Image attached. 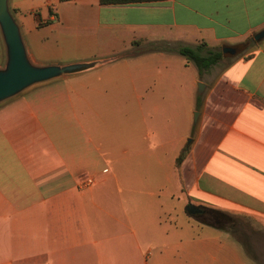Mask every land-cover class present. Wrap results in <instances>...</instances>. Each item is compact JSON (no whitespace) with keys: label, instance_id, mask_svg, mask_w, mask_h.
Masks as SVG:
<instances>
[{"label":"crops","instance_id":"crops-1","mask_svg":"<svg viewBox=\"0 0 264 264\" xmlns=\"http://www.w3.org/2000/svg\"><path fill=\"white\" fill-rule=\"evenodd\" d=\"M9 7L36 65L116 59L0 106V264H264L227 230L182 238L165 220L184 203L264 229V0ZM203 43L246 49L202 77L174 51L120 58Z\"/></svg>","mask_w":264,"mask_h":264},{"label":"water","instance_id":"water-1","mask_svg":"<svg viewBox=\"0 0 264 264\" xmlns=\"http://www.w3.org/2000/svg\"><path fill=\"white\" fill-rule=\"evenodd\" d=\"M0 37L5 50L4 64L0 67V106L36 86L89 72L116 59L68 65L39 66L34 64L25 46L21 29L10 10L9 0H0ZM254 39L257 43L262 42L264 30L256 34ZM245 49L246 45L223 46L222 54L224 58H235ZM204 90L205 85H201L199 94H203ZM186 212L188 216L195 219L203 212V208L189 204Z\"/></svg>","mask_w":264,"mask_h":264},{"label":"rangeland","instance_id":"rangeland-1","mask_svg":"<svg viewBox=\"0 0 264 264\" xmlns=\"http://www.w3.org/2000/svg\"><path fill=\"white\" fill-rule=\"evenodd\" d=\"M3 54L5 56L4 46H3ZM180 60L183 64H185V62H187V64H190L189 66H191L190 67V68H192L191 70L194 71V74H197V67L193 63L188 62L183 57H181ZM203 75H201L199 73V76L202 77ZM89 79H90V77L86 76V77H82V79H79V80L88 81ZM201 85L204 86L205 84L201 80H198L197 85L195 87V92L197 94L199 93ZM199 98H201V97L199 96ZM129 107L132 110L134 106L130 105ZM198 114H199L198 111H196V110L193 111V113L191 114L193 121H196ZM140 121H141V118H140ZM178 122H179V120H178ZM140 129H141V126H140ZM131 134H132V132H131ZM187 141L188 142L190 141L189 138ZM148 172L149 173H147L146 175L151 176L152 170L150 169V170H148ZM165 220L168 222V225L171 227V230L173 232H175V230H176V232H177L176 234L178 235V237H182V238L196 237V238H198V237L222 236L221 238H224L223 237L224 234L222 235L219 231L215 230L214 228L202 226L199 222H196V221L190 219L186 214L184 203H181L179 205L178 216L176 214H174V216H172V217H166ZM250 227H251L250 222H247V228L240 225L238 222L237 230L235 232H232V234L235 235L247 247V248H245L246 250H249L250 252L251 251L253 252V250H254L255 252L258 253L259 257H261V256L263 257V261H264V229L263 230L262 229L256 230V229H252Z\"/></svg>","mask_w":264,"mask_h":264},{"label":"trees","instance_id":"trees-1","mask_svg":"<svg viewBox=\"0 0 264 264\" xmlns=\"http://www.w3.org/2000/svg\"><path fill=\"white\" fill-rule=\"evenodd\" d=\"M75 0H60L61 3L72 2ZM164 0H101L102 5H130V4H143V3H153V2H160ZM46 25L45 23H41L39 26L42 27ZM251 44L257 45L258 43L255 40H250ZM134 45H138L134 43ZM148 51H174L180 54L181 56L185 57L186 60L190 63H193L199 70L201 75L205 74L213 67L217 66L223 59L224 56L222 51L220 50H213L208 48L207 44L203 43L198 47L191 48V47H178V48H171L167 45H151L144 51H133L125 54L122 58L132 57L137 55L138 53L148 52ZM187 150L183 151L178 159V164L184 159L186 156Z\"/></svg>","mask_w":264,"mask_h":264},{"label":"flooded vegetation","instance_id":"flooded-vegetation-1","mask_svg":"<svg viewBox=\"0 0 264 264\" xmlns=\"http://www.w3.org/2000/svg\"><path fill=\"white\" fill-rule=\"evenodd\" d=\"M194 220L227 230L231 233L237 230V223L233 217L223 213L213 212L205 208H203V212L198 214Z\"/></svg>","mask_w":264,"mask_h":264},{"label":"built area","instance_id":"built-area-1","mask_svg":"<svg viewBox=\"0 0 264 264\" xmlns=\"http://www.w3.org/2000/svg\"><path fill=\"white\" fill-rule=\"evenodd\" d=\"M95 183V179L93 177L85 176L81 180V187L88 188L93 186Z\"/></svg>","mask_w":264,"mask_h":264}]
</instances>
